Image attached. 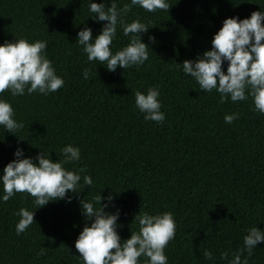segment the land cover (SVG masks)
Returning a JSON list of instances; mask_svg holds the SVG:
<instances>
[{"label":"trees","instance_id":"trees-1","mask_svg":"<svg viewBox=\"0 0 264 264\" xmlns=\"http://www.w3.org/2000/svg\"><path fill=\"white\" fill-rule=\"evenodd\" d=\"M127 2L116 0L118 7ZM168 2V12L132 8L125 22L139 18L148 25L141 36L152 51L139 67L109 72L106 64L89 63L75 43L83 27L93 36L101 28L90 18L88 0H0V43L46 40L48 59L65 80L47 96L0 94L24 123L16 137L0 127V171L17 147L25 157L53 151L49 155L56 161L63 159L60 149L72 144L80 148L81 159L65 167H83L82 175L93 179L70 203L49 202L36 210L26 193L0 202V264H82L74 257L84 226L78 199L101 191L102 197L113 196L114 207L107 210H120L122 240L136 230L132 221L139 211L173 214L176 234L165 248L168 264H228L220 252L229 251L231 259L247 228L264 230V115L252 110L251 97L221 103L215 90L203 93L176 65L209 50L225 18H247L264 10V0ZM128 42L118 27L112 50ZM85 67L91 69L88 80L82 76ZM149 87L160 90L163 122L145 121L135 107L134 93ZM234 112L239 118L226 124L224 116ZM21 207L36 211L33 224L17 235L14 213ZM42 247L45 255L37 256ZM205 249L214 261L204 259ZM248 261L264 264V243Z\"/></svg>","mask_w":264,"mask_h":264},{"label":"clouds","instance_id":"clouds-1","mask_svg":"<svg viewBox=\"0 0 264 264\" xmlns=\"http://www.w3.org/2000/svg\"><path fill=\"white\" fill-rule=\"evenodd\" d=\"M107 2L108 7L105 0L100 3L88 0L90 18L101 23V28L93 36L91 28L83 27L77 32L75 43L82 48L89 63L98 61L106 64L109 72L118 67L124 70L143 65L149 59L151 48L142 41L141 34L150 28L139 18L126 23L125 17L136 6L149 13L156 10L168 12L170 3L168 0H128L118 7L116 0ZM118 27L129 42L113 51ZM148 40L149 43L155 42L152 36ZM210 43L209 50L176 64L184 76L192 78L203 93L215 90L221 103L226 99L235 103L251 97L252 110L264 115V10L260 8L243 19L236 16L225 18ZM47 44L46 40L29 42L25 38L0 43V94L7 91L12 97L26 93L47 96L63 87L65 80L56 74L53 62L48 59ZM90 73V68H83V79L88 80ZM159 96L158 87L134 93L135 107L143 113L145 121H164ZM238 118L239 113L234 112L226 114L224 121L231 124ZM0 127L14 137L24 128L23 121L16 119L12 104L4 98H0ZM49 153L55 152L40 149L35 157H25L23 149L17 147L13 152L14 159L0 171V202H7L16 193H26L32 198V207L37 210L49 202L65 200L70 203L86 187L93 185L90 175H82L85 168L70 170L65 167L80 161L79 147L66 144L60 149L63 159L56 161ZM101 192L89 199L85 196L78 199L84 226L74 242L79 254L74 257L82 264H168L165 248L176 234L173 214L169 211L157 214L139 211L132 221L136 223V230H130L129 238L122 240L118 233L121 225L117 223L120 210L108 211L110 206L114 207L113 196L102 197ZM35 211L21 207L14 213L19 217L15 224L17 235L33 224ZM260 243H264V230L255 225L246 229L243 246L231 254V259H228L227 250L219 255L228 264H249L248 258ZM46 250L42 247L37 256L45 255ZM203 257L208 261L215 260L208 249L204 250Z\"/></svg>","mask_w":264,"mask_h":264}]
</instances>
